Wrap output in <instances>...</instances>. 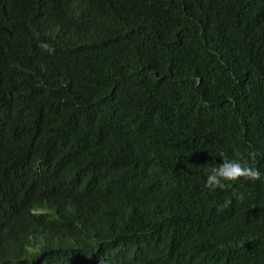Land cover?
<instances>
[{
	"label": "trees",
	"instance_id": "obj_1",
	"mask_svg": "<svg viewBox=\"0 0 264 264\" xmlns=\"http://www.w3.org/2000/svg\"><path fill=\"white\" fill-rule=\"evenodd\" d=\"M251 149L264 0H0V264H264Z\"/></svg>",
	"mask_w": 264,
	"mask_h": 264
},
{
	"label": "clouds",
	"instance_id": "obj_2",
	"mask_svg": "<svg viewBox=\"0 0 264 264\" xmlns=\"http://www.w3.org/2000/svg\"><path fill=\"white\" fill-rule=\"evenodd\" d=\"M41 47L50 54L54 53V48L48 44H41ZM222 157V163L213 164L206 168V180L204 187L215 191L216 189L232 188L233 182L241 179L248 181H258L264 178V174L255 166L256 158L260 153L258 150L251 149L246 158L230 159L224 152L218 154ZM236 196V192H233ZM238 199L242 197H237Z\"/></svg>",
	"mask_w": 264,
	"mask_h": 264
}]
</instances>
